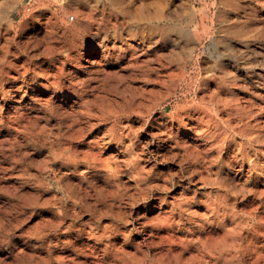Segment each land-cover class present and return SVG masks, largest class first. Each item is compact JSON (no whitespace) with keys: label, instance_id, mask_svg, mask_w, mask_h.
Returning <instances> with one entry per match:
<instances>
[{"label":"rangeland","instance_id":"374dc122","mask_svg":"<svg viewBox=\"0 0 264 264\" xmlns=\"http://www.w3.org/2000/svg\"><path fill=\"white\" fill-rule=\"evenodd\" d=\"M263 107L264 0H0V264H264Z\"/></svg>","mask_w":264,"mask_h":264},{"label":"bare ground","instance_id":"6f19581e","mask_svg":"<svg viewBox=\"0 0 264 264\" xmlns=\"http://www.w3.org/2000/svg\"><path fill=\"white\" fill-rule=\"evenodd\" d=\"M181 1V0H180ZM14 7V6H13ZM64 7V6H63ZM13 9V8H12ZM9 12V11H8ZM61 13H63L62 11H61ZM61 15V14H60ZM63 15V14H62ZM58 18V17H57ZM59 18H61V17H59ZM69 22V21H68ZM63 27H64V25H63ZM41 49V48H40ZM93 60V59H92ZM92 64V63H91ZM36 68V67H35ZM227 77V76H226ZM235 78V77H234ZM234 78H232V79H234ZM148 104V103H147ZM160 104V103H159ZM159 107V106H158ZM183 107V106H182ZM262 107V106H261ZM264 108V107H263ZM154 109V108H153ZM173 111V110H172ZM216 111V110H215ZM217 112V111H216ZM214 113V112H213ZM261 113V112H260ZM70 115V114H69ZM140 115V114H139ZM218 117V116H217ZM218 120V119H217ZM264 121V120H263ZM244 123H245V121H244ZM259 123V122H258ZM262 124V123H261ZM172 126V125H171ZM256 129V128H255ZM261 130V129H260ZM262 131V130H261ZM84 132V131H83ZM172 133V132H171ZM263 133V132H262ZM183 134V133H182ZM174 135V134H173ZM172 135V136H173ZM241 135V134H240ZM263 135V134H262ZM77 136V135H76ZM81 136V135H80ZM80 136H79V138H80ZM237 136V135H236ZM261 136V135H260ZM186 137V136H185ZM173 138V137H172ZM82 139H83V137H82ZM188 139V138H187ZM104 143V142H103ZM255 143V142H254ZM256 144V143H255ZM262 144V143H261ZM185 145V144H184ZM254 145V144H253ZM181 146V145H180ZM185 146H187V145H185ZM259 146V145H258ZM264 146V145H263ZM102 148V147H101ZM179 148V147H178ZM253 148V147H252ZM182 149V148H181ZM226 151V150H225ZM263 152V151H262ZM98 153V152H97ZM96 153V154H97ZM254 153H255V151H254ZM95 154V155H96ZM95 157V156H94ZM102 157V156H101ZM100 157V158H101ZM253 157H255V156H253ZM96 159V158H95ZM93 160V159H92ZM98 160V159H97ZM193 160V159H192ZM191 160V161H192ZM197 160V159H196ZM250 160V159H249ZM100 161V160H99ZM98 161V162H99ZM195 161V160H194ZM193 161V162H194ZM89 162V161H88ZM92 162V161H91ZM197 162V161H196ZM96 163V162H95ZM98 164H100V163H98ZM242 170V169H241ZM232 176V175H231ZM236 180V179H235ZM235 184V183H234ZM225 185V184H224ZM244 185V184H243ZM263 185V184H262ZM248 186V185H247ZM232 187H234V186H232ZM250 187V186H249ZM230 189H231V186L229 187ZM235 188V187H234ZM249 189V188H248ZM256 189V188H255ZM261 189V188H260ZM224 191V190H223ZM228 191V190H227ZM239 191V190H238ZM244 191V190H243ZM226 192V191H225ZM231 192V191H230ZM235 192V191H234ZM237 193V192H236ZM245 193V192H244ZM252 193V192H251ZM228 194H230L229 192H228ZM227 194V195H228ZM247 194H249V193H247ZM258 193H256V195H257ZM234 196V195H233ZM248 196V195H247ZM261 195L259 194V197H260ZM235 197V196H234ZM244 197V196H243ZM259 197H258V199H259ZM263 197H264V195H263ZM242 198V197H241ZM261 198V197H260ZM264 200V199H263ZM157 208V207H156ZM243 209V208H242ZM245 213V212H244ZM245 215V214H244ZM159 218V217H158ZM168 219V218H167ZM161 220H162V218H161ZM153 222V221H152ZM152 222H150V224L152 223ZM155 223V222H154ZM161 223H162V221H161ZM214 226V225H213ZM178 229V228H177ZM179 230V229H178ZM157 234V233H156ZM259 234V233H258ZM162 236V235H161ZM157 237V236H156ZM167 237V236H166ZM158 238V237H157ZM164 239V238H163ZM180 240V239H179ZM143 241V240H142ZM168 241V240H167ZM160 243V242H159ZM144 244V243H143ZM247 244V243H246ZM161 245V244H160ZM165 245V244H164ZM246 248H248V247H246ZM245 248V249H246ZM252 250V249H251ZM179 252V251H178ZM250 252V251H249ZM258 256V255H257ZM254 257V256H253ZM243 259V258H242ZM259 260H261L260 258H258ZM253 260V259H252ZM252 260H251V262H252ZM263 261V260H262ZM45 262V261H44ZM256 264H258V262L256 263Z\"/></svg>","mask_w":264,"mask_h":264}]
</instances>
